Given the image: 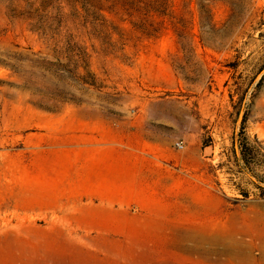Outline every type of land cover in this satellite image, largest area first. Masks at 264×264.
Returning a JSON list of instances; mask_svg holds the SVG:
<instances>
[{"label":"rangeland","instance_id":"rangeland-1","mask_svg":"<svg viewBox=\"0 0 264 264\" xmlns=\"http://www.w3.org/2000/svg\"><path fill=\"white\" fill-rule=\"evenodd\" d=\"M91 4L0 0V264L264 236V0H172L184 38L139 42Z\"/></svg>","mask_w":264,"mask_h":264},{"label":"bare ground","instance_id":"bare-ground-1","mask_svg":"<svg viewBox=\"0 0 264 264\" xmlns=\"http://www.w3.org/2000/svg\"><path fill=\"white\" fill-rule=\"evenodd\" d=\"M259 224L264 228V220L262 223L255 221L249 227L256 230ZM193 229L191 226L183 224L179 227L180 232L183 234L178 240V244H168V248L176 250L178 258L183 261L191 260L192 257L193 263L206 264L212 256L216 260L225 258L243 264H264V236L258 234L247 235L249 231L247 234L244 233L240 239H232L219 235L208 236ZM259 233L261 232L259 231ZM254 251H258V254L255 255ZM165 264L178 263L172 259L165 262Z\"/></svg>","mask_w":264,"mask_h":264},{"label":"trees","instance_id":"trees-1","mask_svg":"<svg viewBox=\"0 0 264 264\" xmlns=\"http://www.w3.org/2000/svg\"><path fill=\"white\" fill-rule=\"evenodd\" d=\"M91 3L99 14L106 12L118 24L128 25L138 42L158 38L169 29L179 39L184 38L172 22V0H91Z\"/></svg>","mask_w":264,"mask_h":264},{"label":"built area","instance_id":"built-area-1","mask_svg":"<svg viewBox=\"0 0 264 264\" xmlns=\"http://www.w3.org/2000/svg\"><path fill=\"white\" fill-rule=\"evenodd\" d=\"M175 147H176V149H178V150L183 149V144H182V142H178V143H176V144H175Z\"/></svg>","mask_w":264,"mask_h":264}]
</instances>
